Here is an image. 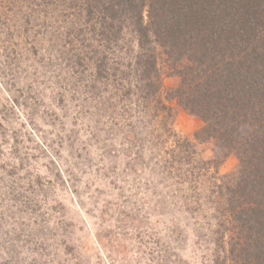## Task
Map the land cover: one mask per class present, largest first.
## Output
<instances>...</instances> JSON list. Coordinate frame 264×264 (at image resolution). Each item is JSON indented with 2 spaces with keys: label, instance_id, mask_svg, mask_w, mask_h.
Returning a JSON list of instances; mask_svg holds the SVG:
<instances>
[{
  "label": "rangeland",
  "instance_id": "374dc122",
  "mask_svg": "<svg viewBox=\"0 0 264 264\" xmlns=\"http://www.w3.org/2000/svg\"><path fill=\"white\" fill-rule=\"evenodd\" d=\"M85 8L0 0V264H231L229 219L209 190L238 159L220 163L215 143L195 138L199 118L165 102L179 77L159 49L170 115L154 102L146 114L132 78L98 76L89 49L65 37ZM139 51L125 29L101 69L127 72ZM175 138L193 145L190 168L171 158ZM208 160L216 170L198 165Z\"/></svg>",
  "mask_w": 264,
  "mask_h": 264
},
{
  "label": "trees",
  "instance_id": "16d2710c",
  "mask_svg": "<svg viewBox=\"0 0 264 264\" xmlns=\"http://www.w3.org/2000/svg\"><path fill=\"white\" fill-rule=\"evenodd\" d=\"M79 2L86 7L85 14L75 21L68 17L66 42L75 40L89 49L98 76L117 85L132 78L146 114L159 108L170 115V107L157 98L161 70L155 53L159 49L163 63L166 61L179 77L178 86L164 100H174L199 118L203 126L195 138L203 134L213 141L220 163L228 155L236 156L238 169L231 179L214 184L209 192L218 198L214 195L209 203L222 206L229 219L230 256L226 260L264 264V0ZM125 29L135 34L140 51L132 63L122 65L128 73L118 67L105 73L106 67L101 69L108 62L105 53L115 55ZM173 142L171 158L178 157L177 164L190 168L185 154L193 145L177 138ZM209 162L199 161L198 165L204 171L216 170L218 165L212 168ZM187 178L192 182L199 176L189 174ZM218 219L214 217L218 221L211 230L214 236L221 230V225L216 227ZM224 236L220 231L217 242L221 244Z\"/></svg>",
  "mask_w": 264,
  "mask_h": 264
}]
</instances>
